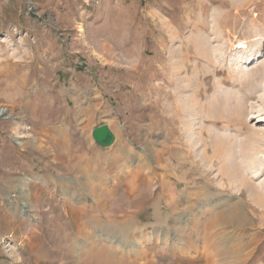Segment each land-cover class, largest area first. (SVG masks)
Segmentation results:
<instances>
[{
    "label": "rangeland",
    "instance_id": "obj_1",
    "mask_svg": "<svg viewBox=\"0 0 264 264\" xmlns=\"http://www.w3.org/2000/svg\"><path fill=\"white\" fill-rule=\"evenodd\" d=\"M263 71L264 0H0V264H264Z\"/></svg>",
    "mask_w": 264,
    "mask_h": 264
},
{
    "label": "bare ground",
    "instance_id": "obj_2",
    "mask_svg": "<svg viewBox=\"0 0 264 264\" xmlns=\"http://www.w3.org/2000/svg\"><path fill=\"white\" fill-rule=\"evenodd\" d=\"M261 76H263V73L260 75V77ZM228 80H231L233 85H242V83L244 82L243 79H237V78L236 79H233V78L229 79L228 78L225 80V83H227ZM260 88L261 87L258 85H253V86H249L246 88L247 92H245L241 97V100H242L245 107H247L248 100H250L251 98H255V97H258L264 103V95L258 94ZM195 92H197V91H195ZM195 92H193V93L195 94ZM261 110H257V111L261 112ZM3 112H4V109H0V113H3ZM244 112H245L244 113L245 117H247L249 115V111L247 109H245ZM258 118H259V120L257 123L264 122V120L261 119L260 115L258 116ZM244 125L245 124H243L240 128H238L239 133H243V131L245 130ZM252 132H253V135L255 136V138L260 137V139L264 134V130H260V129H252ZM256 139H258V138H256ZM263 167H264V160L260 159L259 164L258 165L256 164V167L253 168V171L260 169V168H263ZM242 185H244V184L242 183ZM259 196H261L264 200L263 189H262V192L259 193ZM263 200H262V203H263ZM246 220H247V214L244 212V210L241 208V206L238 203H234V204H231L228 207V209H225L223 212H220L217 215H215L214 217H211L210 219H208L206 226L209 228V227L216 226L222 222H224V223H230V222L242 223V222H245ZM208 246H210V245L206 242L205 247H208ZM107 254L102 255L101 259H97V257L95 258L94 256H87L86 258H81L80 262H78V263L79 264H101L100 262L102 261V264H110L111 260H110L109 255H107ZM111 262H113V261H111Z\"/></svg>",
    "mask_w": 264,
    "mask_h": 264
},
{
    "label": "water",
    "instance_id": "obj_3",
    "mask_svg": "<svg viewBox=\"0 0 264 264\" xmlns=\"http://www.w3.org/2000/svg\"><path fill=\"white\" fill-rule=\"evenodd\" d=\"M92 138L101 147H109L115 142L116 134L108 124L104 123L92 130Z\"/></svg>",
    "mask_w": 264,
    "mask_h": 264
}]
</instances>
